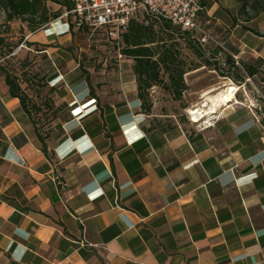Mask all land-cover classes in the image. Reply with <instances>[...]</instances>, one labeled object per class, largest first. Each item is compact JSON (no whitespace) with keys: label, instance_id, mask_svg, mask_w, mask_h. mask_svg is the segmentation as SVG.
Returning <instances> with one entry per match:
<instances>
[{"label":"crops","instance_id":"crops-1","mask_svg":"<svg viewBox=\"0 0 264 264\" xmlns=\"http://www.w3.org/2000/svg\"><path fill=\"white\" fill-rule=\"evenodd\" d=\"M238 1L201 0L203 15L221 28L225 55L255 71L241 81H203V65L185 72L190 104L213 122L200 129L143 112L134 61L67 20L28 33L45 76L36 88L55 113L44 100L26 110L0 71V264L264 260V144L252 110L264 96V9L241 18ZM218 84L233 96L210 111Z\"/></svg>","mask_w":264,"mask_h":264},{"label":"trees","instance_id":"trees-1","mask_svg":"<svg viewBox=\"0 0 264 264\" xmlns=\"http://www.w3.org/2000/svg\"><path fill=\"white\" fill-rule=\"evenodd\" d=\"M47 2L56 3L63 8V10H71L74 6L75 0H0V9L5 13V20L11 21L13 19H20L25 21L30 32L42 28L50 21L58 18L63 13L60 10L49 12L46 6ZM249 0L241 2L238 12L242 14ZM250 7L253 8V13L264 9V0H252ZM148 15V14H147ZM201 21L206 23L207 18L200 13ZM70 30L74 29L72 24H69ZM211 31L218 35L221 28L218 26H210ZM78 31H89L85 29H77ZM179 34L187 41V44L194 49L193 43L199 45L196 34L191 31H182L179 27L174 26L166 19L157 18L148 15L143 19L139 16L130 19L127 29L122 34L121 54L131 58L133 63V73L137 81V95L140 99L141 109L145 113H150L152 108V100L150 96V89L153 85L162 87L169 91L175 99L181 97L183 91L186 90L187 85L184 80L186 71L199 67L201 65H211L212 63L207 58L204 64H195L190 68H185L184 62L179 56V52L175 50L174 39L175 35ZM92 36V35H91ZM110 42V41H109ZM111 43V42H110ZM200 46V45H199ZM194 53L202 57L204 53L199 50H193ZM217 50L214 48L210 51V57H215ZM230 68L227 66V72H224L216 63H213V68L218 71L220 76H227L229 69L235 71V75H231L234 81H241L242 76L238 75L240 66L235 64L230 55L225 56ZM28 60L25 59L22 65L27 66ZM249 75H253L254 69L242 64ZM0 71L4 75L5 83L8 86L9 95L18 97L21 105L32 112L37 113L39 106L37 101L34 102L28 93V85L24 88L20 84L22 82L16 77L15 73H11L2 63H0ZM166 76V78H164ZM44 79V78H43ZM43 81L40 87H43ZM27 88V89H26ZM40 90V89H38ZM50 109L49 99L42 102ZM55 110L52 112V115ZM43 143V142H42ZM45 149V147H43Z\"/></svg>","mask_w":264,"mask_h":264},{"label":"rangeland","instance_id":"rangeland-1","mask_svg":"<svg viewBox=\"0 0 264 264\" xmlns=\"http://www.w3.org/2000/svg\"><path fill=\"white\" fill-rule=\"evenodd\" d=\"M242 1L243 0L238 1L239 7ZM250 2H252V0H249L245 11L239 15L241 18L248 17V14L253 13V8L250 7ZM46 6L49 12H54L57 10L64 12L63 8H60V6L56 3L47 2ZM146 16L148 15L143 13L139 16V19H143V17L145 18ZM61 20H66V18L62 17ZM210 26L212 25H206V27H209V29L211 30ZM29 32L30 31L25 21H22L20 19L6 21L5 13L0 9V63H2L12 74L15 73L16 77L22 82L24 86L28 85V93L31 95V98L34 102H42L43 100L45 101L50 98L48 92H43V89L40 91L36 88L41 86L42 82L45 80L43 79L45 78V76H41L40 72H38L33 67L34 63L32 62L34 56L30 57V54L33 53L30 51V49L35 50L38 49V47L37 45L29 46V43L27 41V35ZM83 32L85 33V36L89 34L86 31ZM96 38V34H93L92 36H90L89 34V42H91V44H95L96 47L105 50H115V47L109 41L96 42L94 41V39L96 40ZM219 38H222V36H220ZM173 41L175 44V50L179 52V56L184 62L185 68H190L195 64H204V60L207 58L210 60V62L212 63L211 65H203L205 67V69H203L201 73V75L203 76V81H213L214 79L218 78L217 76H220L218 74V71L213 68V63H216L221 69L224 70V72H227V66L228 68H230L227 61L225 60V54L210 57V51H213V47L209 44H199V46L196 42L197 44L193 43L194 49H191L192 47H190L187 44V41L183 39V37L179 34L175 35V39ZM195 49L199 50L200 53H204V55H202V57L197 56L193 51ZM25 59H27L29 62L27 66L22 65V62ZM245 71V67L241 66L238 75L245 77ZM231 75H235V71L229 69L227 76L230 79H232ZM164 78H166V76H164ZM155 88L156 89H153V91L151 90L152 88L150 89V96L152 100L151 112L157 116V123H161L165 126L179 123L189 129L205 128L213 123L212 120H209L207 117H202V115H198V120H194L192 118L194 114L201 113L202 109H200V107H202V105H200V102H197L195 105L190 104V97L186 93V91H183L180 98L175 99L169 91L163 89L162 87L155 85ZM221 89L227 88L226 86L218 84L217 86L213 85L209 90L211 94H214ZM227 91L229 92V90ZM33 94L36 95L32 96ZM44 110L46 114H52L53 112V110L48 109L47 106L44 107ZM48 123L49 121L46 120L40 121V125L42 128H45Z\"/></svg>","mask_w":264,"mask_h":264},{"label":"built area","instance_id":"built-area-1","mask_svg":"<svg viewBox=\"0 0 264 264\" xmlns=\"http://www.w3.org/2000/svg\"><path fill=\"white\" fill-rule=\"evenodd\" d=\"M203 9L201 0H75L73 8L65 10L58 18L65 17L74 29H85L90 35L101 34L113 44L118 57L122 56V34L130 19L143 13L166 19L182 31L194 32L200 45H211L217 50L218 56L225 54L222 40L201 21ZM230 56L237 64L236 56ZM252 110L261 126L264 144V96L259 92ZM251 264H264V260Z\"/></svg>","mask_w":264,"mask_h":264},{"label":"bare ground","instance_id":"bare-ground-1","mask_svg":"<svg viewBox=\"0 0 264 264\" xmlns=\"http://www.w3.org/2000/svg\"><path fill=\"white\" fill-rule=\"evenodd\" d=\"M233 90H235V89H233ZM231 96H233V94L231 92H217V93L213 94L211 96V101L213 102V104H212V106L209 107V110L210 111L213 110L215 108L217 102L227 101V100H229V98H231ZM193 113H194V111H193ZM192 118L194 120H198V115L194 114Z\"/></svg>","mask_w":264,"mask_h":264}]
</instances>
